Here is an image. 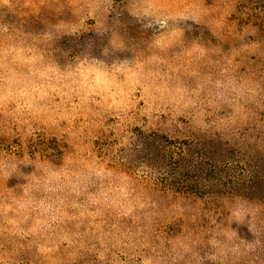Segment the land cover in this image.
Returning <instances> with one entry per match:
<instances>
[{
    "label": "rangeland",
    "instance_id": "374dc122",
    "mask_svg": "<svg viewBox=\"0 0 264 264\" xmlns=\"http://www.w3.org/2000/svg\"><path fill=\"white\" fill-rule=\"evenodd\" d=\"M0 264H264V0H0Z\"/></svg>",
    "mask_w": 264,
    "mask_h": 264
},
{
    "label": "snow or ice",
    "instance_id": "6c2138e0",
    "mask_svg": "<svg viewBox=\"0 0 264 264\" xmlns=\"http://www.w3.org/2000/svg\"><path fill=\"white\" fill-rule=\"evenodd\" d=\"M113 48H114V49H118V48H119V45L114 44V45H113ZM110 50H111V49H110Z\"/></svg>",
    "mask_w": 264,
    "mask_h": 264
}]
</instances>
